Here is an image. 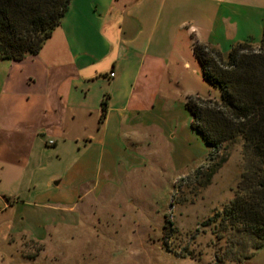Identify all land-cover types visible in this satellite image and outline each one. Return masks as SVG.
Listing matches in <instances>:
<instances>
[{"label":"crops","instance_id":"0c3cea01","mask_svg":"<svg viewBox=\"0 0 264 264\" xmlns=\"http://www.w3.org/2000/svg\"><path fill=\"white\" fill-rule=\"evenodd\" d=\"M254 14L264 0H71L38 53L0 59V242L14 246L18 206L37 219L114 199L169 126L186 51L228 45Z\"/></svg>","mask_w":264,"mask_h":264},{"label":"rangeland","instance_id":"374dc122","mask_svg":"<svg viewBox=\"0 0 264 264\" xmlns=\"http://www.w3.org/2000/svg\"><path fill=\"white\" fill-rule=\"evenodd\" d=\"M263 23L264 15L254 14L240 24L235 40L219 48L224 58L245 40L257 49ZM185 55L190 68L182 70L181 86L187 85V95L175 87L169 126L155 137L148 164L115 186L114 199L91 195L71 212H44L37 219L31 208L18 206L27 217L12 232L13 247L0 242L6 264H237L252 251L248 236L203 225L234 198L244 168L243 142L229 139L209 157L207 142L192 127L186 96L220 100L221 89L205 80L191 51ZM244 264H264V246Z\"/></svg>","mask_w":264,"mask_h":264},{"label":"trees","instance_id":"16d2710c","mask_svg":"<svg viewBox=\"0 0 264 264\" xmlns=\"http://www.w3.org/2000/svg\"><path fill=\"white\" fill-rule=\"evenodd\" d=\"M70 2L0 0V59L19 60L38 53L61 24ZM193 50L205 80L221 89L220 100L187 98L193 129L207 142L210 158L229 139L243 142L244 168L234 198L203 225L214 223L223 232L248 236L252 251L244 255L246 260L264 246V23L257 49L247 40L234 45L227 58L203 43L195 42ZM106 107L105 101L103 115ZM167 223L172 224L168 219Z\"/></svg>","mask_w":264,"mask_h":264},{"label":"built area","instance_id":"2783aa9c","mask_svg":"<svg viewBox=\"0 0 264 264\" xmlns=\"http://www.w3.org/2000/svg\"><path fill=\"white\" fill-rule=\"evenodd\" d=\"M113 75H114V73L112 72V73H111V76H113ZM53 142H54L53 140H50V141H49L50 144L53 143Z\"/></svg>","mask_w":264,"mask_h":264}]
</instances>
